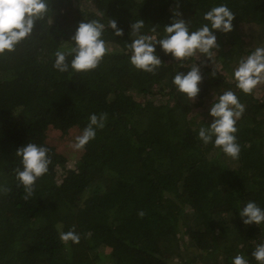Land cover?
<instances>
[{
	"label": "trees",
	"instance_id": "16d2710c",
	"mask_svg": "<svg viewBox=\"0 0 264 264\" xmlns=\"http://www.w3.org/2000/svg\"><path fill=\"white\" fill-rule=\"evenodd\" d=\"M47 3L52 24L37 21L14 51L0 55V264H232L237 253L257 264L251 252L264 242V223L244 225L238 212L248 201L264 208V99L254 89L242 93L232 73L264 47V3ZM221 3L234 19L231 32L216 33L218 51L178 61L158 49L162 64L155 73L129 62L131 23L142 19L141 34L161 38L178 10L194 31ZM110 19L123 35L108 27ZM82 20L105 24L108 51L95 69L59 73L54 52L71 45ZM195 63L204 77L196 97L208 100L204 113L172 84ZM226 90L244 105L235 160L197 136L211 123L209 106ZM93 113L106 114L105 125L74 161L47 142L49 128L81 134ZM26 143L47 147L51 160L27 199L15 154ZM70 230L78 243L60 240Z\"/></svg>",
	"mask_w": 264,
	"mask_h": 264
},
{
	"label": "clouds",
	"instance_id": "9594fccd",
	"mask_svg": "<svg viewBox=\"0 0 264 264\" xmlns=\"http://www.w3.org/2000/svg\"><path fill=\"white\" fill-rule=\"evenodd\" d=\"M47 13V0H0V55L14 51L22 40L33 33L37 21L48 19L51 25L53 20L47 17ZM180 16L178 10H172L171 22L164 25L165 35L161 38L155 34H141L144 26L142 19L130 24V32L134 38L127 44V48L131 53L129 62L132 66L147 73H155L162 64L158 49L178 61L189 57H207L220 47L216 33L227 34L233 29L234 13L223 3L205 12L203 19L206 23L194 31ZM108 27L116 35H123L115 20L110 19ZM104 30L105 24L98 20L79 22L69 38L71 45L62 46L54 52L53 68L59 73H79L95 69L108 51L102 38ZM232 77L236 88L244 94H250L258 84L264 83V47H257L246 58L241 59ZM203 78L201 64L195 63L186 72L178 71L172 78V84L179 93L194 102L200 93ZM243 112L244 105L240 103L236 93L232 90L224 91L209 106L211 123L199 128L198 138L205 145L212 143L226 156L237 159L240 145L235 135L236 122ZM105 120L106 114H91L81 134L75 137L72 147L82 150L95 138L96 131L104 127ZM48 151L47 147L35 143H26L15 150L22 165L16 172V179L27 194L25 199L32 195L37 179L48 172L51 162ZM238 215L244 225L264 223V208L255 201H248L240 208ZM59 238L65 244L69 241L79 242V235L71 230L60 233ZM251 257L257 264H264V242L255 246ZM231 260L232 264H250L243 254H236Z\"/></svg>",
	"mask_w": 264,
	"mask_h": 264
},
{
	"label": "rangeland",
	"instance_id": "374dc122",
	"mask_svg": "<svg viewBox=\"0 0 264 264\" xmlns=\"http://www.w3.org/2000/svg\"><path fill=\"white\" fill-rule=\"evenodd\" d=\"M258 3H264V0H256ZM255 95L259 98L264 99V83L258 84L255 88ZM133 98L136 95H132ZM196 107L194 111L199 110L200 113H204L207 110L208 100L204 98L203 100L193 102ZM80 135V131L77 128H71L67 134H62L58 130L49 128L47 132V142L54 145L56 150L65 155L69 161H74L80 154L81 150H76L72 147V144L75 142V137Z\"/></svg>",
	"mask_w": 264,
	"mask_h": 264
},
{
	"label": "built area",
	"instance_id": "2783aa9c",
	"mask_svg": "<svg viewBox=\"0 0 264 264\" xmlns=\"http://www.w3.org/2000/svg\"><path fill=\"white\" fill-rule=\"evenodd\" d=\"M237 254H239V253H237Z\"/></svg>",
	"mask_w": 264,
	"mask_h": 264
}]
</instances>
